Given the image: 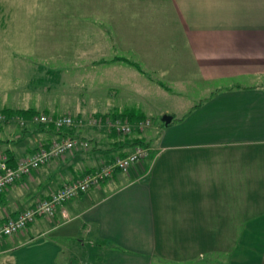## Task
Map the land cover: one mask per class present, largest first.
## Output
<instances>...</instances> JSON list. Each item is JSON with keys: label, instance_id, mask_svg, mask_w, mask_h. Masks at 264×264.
<instances>
[{"label": "crops", "instance_id": "crops-1", "mask_svg": "<svg viewBox=\"0 0 264 264\" xmlns=\"http://www.w3.org/2000/svg\"><path fill=\"white\" fill-rule=\"evenodd\" d=\"M66 10L57 11L64 20L58 30L69 53L73 34V61L116 66V114L144 117L133 100L151 85L169 89L162 82H181L187 68L204 84V98L181 122L172 124L171 116L154 144L144 137L145 129L122 136L101 129L104 125L75 127L73 136L86 140L88 148L53 159L3 190L0 224L63 183L127 154L133 140L147 144L148 156L73 198L53 217H39L4 237L0 264H156L168 239L158 238L159 228L167 223L184 233L175 242L208 244L210 251L220 244L225 257L215 264H264V0H88L82 9ZM55 14L45 11L43 18L52 21ZM46 28L44 34L51 35ZM85 29L99 38L90 41L93 46ZM79 34L84 35L80 43ZM242 81L257 84H238ZM41 113L100 115L77 104L72 113ZM56 137L54 130L30 124L15 135L23 149L4 141L0 151L15 160ZM202 152L215 154L204 163L210 164L208 174ZM72 222L74 227L59 230ZM70 230L77 239L71 235L69 241Z\"/></svg>", "mask_w": 264, "mask_h": 264}, {"label": "rangeland", "instance_id": "rangeland-1", "mask_svg": "<svg viewBox=\"0 0 264 264\" xmlns=\"http://www.w3.org/2000/svg\"><path fill=\"white\" fill-rule=\"evenodd\" d=\"M87 2L88 0H0L1 143L11 141L16 143L11 147L19 150L23 149V143L16 141L15 135L21 132V128H30V124L37 125L30 122L20 125L18 120L21 116L18 114H13L8 119L4 118L1 112L5 108L15 111L31 108L37 113L44 111L72 113L75 112L77 104L84 109H94L95 113L100 115L116 113V66L112 63H103L89 67L83 62L73 61L75 48H77V44L72 40L73 34L68 44V48L71 49L69 53L64 45L66 38L61 36V32L58 30L64 28V20L57 16V11L66 10L70 6L71 8L68 10L76 11L82 9V6H86ZM89 9H92V3L88 6L87 10ZM45 11H56L54 16L56 19L51 21L47 19L50 17L43 18ZM83 21L91 22V24L96 23L95 19L93 22L92 20ZM46 27H51V35L44 34L43 29H47ZM95 29L97 33L102 34V29ZM84 34L90 46H93L90 41L99 39L90 30L85 29ZM77 37L78 43H80L84 35L80 36L79 34ZM103 38H105L104 35ZM98 43L100 42L98 41ZM78 54L80 55V53ZM44 55L46 56L44 57ZM72 62L84 66L77 68L72 67L75 64L72 66L67 65V63ZM184 75L181 82L170 84L162 82L169 89L148 84L147 89L150 86L151 90L145 92L146 89H143L144 94L141 97H136L132 102V107L143 113L144 117L150 121V126L143 131V135L153 144L160 141L161 131L165 129L161 122L163 115L173 116L172 124L179 123L187 118L194 105L204 98L202 97L205 93L204 84L191 74L188 68ZM238 84L255 85L257 82L242 81ZM137 85L140 87L141 82H137ZM226 85H229V83H224V86ZM22 119L25 121V118ZM121 121L126 122L122 119ZM80 128L89 130L84 126H80ZM88 132V135H91L92 132ZM138 132L133 130L130 134L134 133L136 135ZM32 144L33 142L30 143V145ZM153 152L155 151L153 150ZM201 154L202 157H205L201 164L209 161L210 156L215 155H210L211 153L208 154V152H202ZM217 154L226 156L231 155V152ZM201 164L198 165L201 166ZM209 165L204 164L207 170L206 174H208ZM228 165L230 166V174L233 176L234 173L231 170L234 164L229 163ZM234 189L232 192L234 191V197L237 198L241 192ZM166 195L164 200L167 201L165 205L168 206L170 194L166 193ZM177 215L182 216L178 213ZM167 224V226L159 228L162 233L158 235V238L162 239L165 236L168 239L167 243L162 244L158 251L156 264H211L215 260L221 262L224 259L225 253L221 251L222 248H219L220 244H213V249L210 251L208 244L175 242V238H179V234L184 233H178L179 227L174 225L172 227L170 223ZM74 225L75 222L68 223L62 225L59 230H66L70 228L69 226L74 227ZM73 230L69 231V241H72ZM182 230L185 232L187 229ZM72 237L78 238L75 235ZM73 241L75 245L77 242ZM225 245L228 248V244H222L221 246ZM199 253H202L203 256L199 257Z\"/></svg>", "mask_w": 264, "mask_h": 264}, {"label": "built area", "instance_id": "built-area-1", "mask_svg": "<svg viewBox=\"0 0 264 264\" xmlns=\"http://www.w3.org/2000/svg\"><path fill=\"white\" fill-rule=\"evenodd\" d=\"M19 119V118H16ZM20 125L25 122L34 124H52L55 128H67L71 126H89L103 125L100 118L89 117L84 121H75L67 115L49 116L38 113L31 116L28 120L20 118ZM107 127L115 128L120 135H127L132 130L143 131L150 126L148 119L135 122L133 125L116 118L114 123L105 120ZM88 142L75 138L56 137L43 146L39 145L37 149L25 156L16 158L12 165L8 164L9 157L5 152L0 151V193L21 179L22 176L30 174L41 166L47 164L53 159L63 158L66 154L77 150H85ZM149 153V148L144 146H134L126 155L117 156L111 161L106 162L91 172L85 173L71 181L63 183L56 191L51 193L48 198L37 200L32 206L18 212L15 217L8 218L0 224V241L4 237L11 236L24 230L30 223L39 217H53L63 205L82 193L90 189L99 187L103 182L109 179L115 171L125 173L128 168L144 160Z\"/></svg>", "mask_w": 264, "mask_h": 264}, {"label": "trees", "instance_id": "trees-1", "mask_svg": "<svg viewBox=\"0 0 264 264\" xmlns=\"http://www.w3.org/2000/svg\"><path fill=\"white\" fill-rule=\"evenodd\" d=\"M1 114L3 115V117L4 118H6V119H8V118H10V117H12V115L13 114H18L19 116H21V118H25V120H28L31 116H33V115H35V114H38L36 111H34L33 109H27V110H18V111H15V110H13V109H7V108H5V109H3L2 110V112H1ZM46 115H48V114H46ZM49 116H51V115H49ZM56 116H60V115H55V116H53V117H56ZM67 116H69V117H71L72 118V120H75V121H79V120H81V121H84L85 122V120L86 119H88V118H86V119H83L81 116H76V117H73V116H71V115H67ZM93 117H95V118H100L101 119V121H102V123H103V125H104V128L102 127L101 129H105L106 131H113L114 132V134L116 133V130H115V128H113V127H107L105 124H104V122H105V120H108L109 122H112V123H114L115 121H116V118H119V119H122V120H126V122L128 123V124H134L135 122H137V121H140V120H144V119H146V118H144L143 116H141V115H139V114H131V113H121V114H116V113H112V114H106V115H95V116H93ZM125 117H127V118H125ZM163 124V123H162ZM37 126H42V127H45V128H50L51 130H54L55 131V133L58 135V136H60V138H75V139H81V140H83L82 138H77V137H74L73 136V133L75 132V127H77V126H71V127H67V128H55L52 124H37ZM148 128V127H147ZM115 130V131H114ZM133 131V130H132ZM135 131V130H134ZM139 132H142V131H139ZM138 132V133H139ZM118 134V133H117ZM131 134H134V133H131ZM128 135H130V133L129 134H127V135H122V136H128ZM116 136V135H115ZM86 141V140H85ZM87 142V141H86ZM48 144V143H47ZM47 144H45V145H47ZM41 145H44V144H41ZM44 145V146H45ZM129 145H132V146H144V147H147V144H145L144 143V141H142V140H140V139H136V140H133V141H131V142H129ZM88 148V147H87ZM148 148V147H147ZM37 149V148H36ZM35 149V150H36ZM34 150V151H35ZM33 151V152H34ZM126 155V154H125ZM7 156L9 157V159H8V164L9 165H12L13 164V159L14 158H12L11 156H9L8 154H7ZM124 156V155H123ZM111 161V160H110ZM109 162V161H108ZM137 164V163H136ZM134 165V164H133ZM132 166V165H131ZM130 166V167H131ZM129 167V168H130ZM128 168V169H129ZM115 172H118V171H115ZM114 172V173H115ZM113 173V174H114ZM112 174V175H113ZM49 197V196H48ZM48 197H46V198H48ZM42 199H44V198H42ZM40 200V199H39ZM57 212V211H56ZM56 214V213H55ZM54 214V215H55Z\"/></svg>", "mask_w": 264, "mask_h": 264}, {"label": "water", "instance_id": "water-1", "mask_svg": "<svg viewBox=\"0 0 264 264\" xmlns=\"http://www.w3.org/2000/svg\"><path fill=\"white\" fill-rule=\"evenodd\" d=\"M171 119L172 117L170 115L165 114L161 117V122L164 126H167L170 123Z\"/></svg>", "mask_w": 264, "mask_h": 264}]
</instances>
